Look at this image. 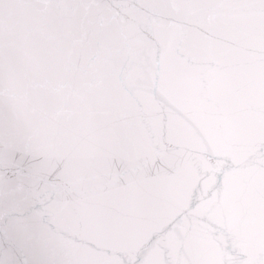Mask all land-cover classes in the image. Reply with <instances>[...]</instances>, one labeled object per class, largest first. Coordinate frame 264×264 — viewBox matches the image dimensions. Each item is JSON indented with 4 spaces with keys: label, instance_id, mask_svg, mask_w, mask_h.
I'll use <instances>...</instances> for the list:
<instances>
[{
    "label": "water",
    "instance_id": "obj_1",
    "mask_svg": "<svg viewBox=\"0 0 264 264\" xmlns=\"http://www.w3.org/2000/svg\"><path fill=\"white\" fill-rule=\"evenodd\" d=\"M0 264H264V0H0Z\"/></svg>",
    "mask_w": 264,
    "mask_h": 264
}]
</instances>
